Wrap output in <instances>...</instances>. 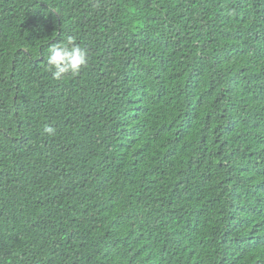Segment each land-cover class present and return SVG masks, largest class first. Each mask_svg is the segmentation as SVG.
<instances>
[{
	"label": "trees",
	"instance_id": "obj_1",
	"mask_svg": "<svg viewBox=\"0 0 264 264\" xmlns=\"http://www.w3.org/2000/svg\"><path fill=\"white\" fill-rule=\"evenodd\" d=\"M0 264H264V0H0Z\"/></svg>",
	"mask_w": 264,
	"mask_h": 264
},
{
	"label": "clouds",
	"instance_id": "obj_2",
	"mask_svg": "<svg viewBox=\"0 0 264 264\" xmlns=\"http://www.w3.org/2000/svg\"><path fill=\"white\" fill-rule=\"evenodd\" d=\"M44 56V63L52 73V78L58 81L67 75H78L88 64L87 49L73 35L65 36L59 43L50 44ZM44 131L53 135L55 128L47 126Z\"/></svg>",
	"mask_w": 264,
	"mask_h": 264
}]
</instances>
